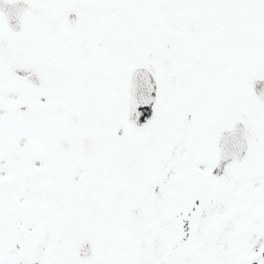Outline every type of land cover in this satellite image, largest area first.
<instances>
[{
  "label": "snow or ice",
  "instance_id": "snow-or-ice-1",
  "mask_svg": "<svg viewBox=\"0 0 264 264\" xmlns=\"http://www.w3.org/2000/svg\"><path fill=\"white\" fill-rule=\"evenodd\" d=\"M0 264H264V0H0Z\"/></svg>",
  "mask_w": 264,
  "mask_h": 264
}]
</instances>
